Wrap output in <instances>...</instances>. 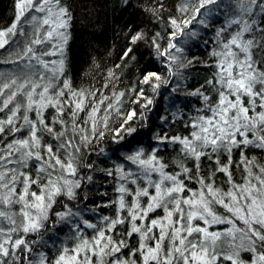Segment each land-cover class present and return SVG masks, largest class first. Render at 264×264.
I'll return each mask as SVG.
<instances>
[{
  "label": "snow or ice",
  "instance_id": "obj_1",
  "mask_svg": "<svg viewBox=\"0 0 264 264\" xmlns=\"http://www.w3.org/2000/svg\"><path fill=\"white\" fill-rule=\"evenodd\" d=\"M14 7L0 29V264H264V0H180L167 17L153 0L141 11L164 27L129 28L119 59L143 45L158 66L111 95L113 71L73 86L63 0ZM157 96L182 107L147 150L100 168L108 133L142 143Z\"/></svg>",
  "mask_w": 264,
  "mask_h": 264
},
{
  "label": "trees",
  "instance_id": "obj_2",
  "mask_svg": "<svg viewBox=\"0 0 264 264\" xmlns=\"http://www.w3.org/2000/svg\"><path fill=\"white\" fill-rule=\"evenodd\" d=\"M152 2L153 0H131L133 5H139V7H129L125 11L122 6H118L119 0H63L73 16L68 55L71 61V78L74 87L100 89L108 79V72L113 71L119 77V81L116 83L115 89H111V86L109 89H103L104 94L111 95L112 90L128 92L131 87L138 86L136 81L145 66H148L149 69L158 66L152 60L149 49L143 45L139 46V51L135 53V59H119L124 46L128 43L126 36L129 28L133 31L137 28H145L155 32L164 27L163 22L160 21L153 20L152 23H149L150 17L141 11V8L150 6ZM179 3L180 0H165L167 9L164 13L165 17L177 14L174 12V8L178 7ZM14 12V0H0V29L7 28L13 23ZM193 52L197 56L206 55L200 49L194 48ZM117 64L121 67L116 68ZM193 76L202 80L204 73L202 71L193 72ZM187 83L196 84V80L189 79ZM161 91L163 92V89ZM156 101L153 111L148 114V119L142 121L143 127L139 129L141 134L136 137L142 143L137 144L133 141L130 148H125L123 145L132 140V137H126L125 140L118 142L112 138L111 133L107 134L105 140L101 142L105 155L92 157L100 168L112 167L136 148L142 147L147 150L148 145L155 142L152 137L160 131L158 117L167 115L171 118V114L176 113L178 107H182L180 104L173 107L167 96L163 98L157 96ZM125 106L127 107V105ZM118 122L119 118H115V123ZM115 123L111 126L114 127ZM140 123L137 121V126ZM100 161H104V163ZM94 183L100 192L107 190L109 196L112 195L113 185L104 178L102 173L97 172L94 175ZM101 185L104 187L101 188ZM96 189L89 191L90 198L97 194ZM106 199L107 197H103L97 202L103 203ZM104 214H109V212L106 211Z\"/></svg>",
  "mask_w": 264,
  "mask_h": 264
},
{
  "label": "rangeland",
  "instance_id": "obj_3",
  "mask_svg": "<svg viewBox=\"0 0 264 264\" xmlns=\"http://www.w3.org/2000/svg\"><path fill=\"white\" fill-rule=\"evenodd\" d=\"M52 59H55V57H53ZM241 256H242V258L247 259L248 254L242 253Z\"/></svg>",
  "mask_w": 264,
  "mask_h": 264
},
{
  "label": "bare ground",
  "instance_id": "obj_4",
  "mask_svg": "<svg viewBox=\"0 0 264 264\" xmlns=\"http://www.w3.org/2000/svg\"><path fill=\"white\" fill-rule=\"evenodd\" d=\"M0 67H4V66H0Z\"/></svg>",
  "mask_w": 264,
  "mask_h": 264
}]
</instances>
